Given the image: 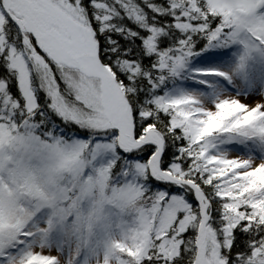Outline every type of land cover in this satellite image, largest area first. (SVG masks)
<instances>
[{
	"label": "snow or ice",
	"instance_id": "obj_1",
	"mask_svg": "<svg viewBox=\"0 0 264 264\" xmlns=\"http://www.w3.org/2000/svg\"><path fill=\"white\" fill-rule=\"evenodd\" d=\"M0 264H264V0H0Z\"/></svg>",
	"mask_w": 264,
	"mask_h": 264
},
{
	"label": "rangeland",
	"instance_id": "obj_2",
	"mask_svg": "<svg viewBox=\"0 0 264 264\" xmlns=\"http://www.w3.org/2000/svg\"><path fill=\"white\" fill-rule=\"evenodd\" d=\"M199 67H212L211 65H200Z\"/></svg>",
	"mask_w": 264,
	"mask_h": 264
},
{
	"label": "trees",
	"instance_id": "obj_3",
	"mask_svg": "<svg viewBox=\"0 0 264 264\" xmlns=\"http://www.w3.org/2000/svg\"><path fill=\"white\" fill-rule=\"evenodd\" d=\"M194 66H200V65H194Z\"/></svg>",
	"mask_w": 264,
	"mask_h": 264
}]
</instances>
